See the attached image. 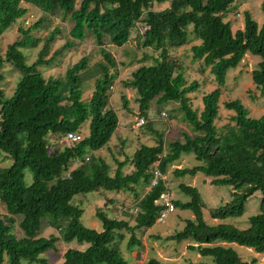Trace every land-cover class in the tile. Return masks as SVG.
Returning a JSON list of instances; mask_svg holds the SVG:
<instances>
[{
	"label": "trees",
	"instance_id": "obj_1",
	"mask_svg": "<svg viewBox=\"0 0 264 264\" xmlns=\"http://www.w3.org/2000/svg\"><path fill=\"white\" fill-rule=\"evenodd\" d=\"M236 1L80 0L75 9L76 0H0V37L16 20L28 17L32 7L49 16L57 10L73 21L69 38L82 41L90 33L103 61L94 65L97 76L90 98L85 101L81 74L88 68L86 57L60 78L46 80L37 70L39 65L48 66L54 60V55L48 60L43 58L57 35L56 29L45 40L37 60L26 63L22 49L39 43L30 31L39 28L41 20L26 31L19 29L21 40L9 44L4 56L0 55V72L4 63H9L20 74L10 98L5 99L0 90V152L4 153L5 160H11L9 167H0V204L7 215L21 217L18 226L22 233L17 237L11 225L13 220L9 218L6 222L0 217V264H47L43 255L54 250L59 240L87 245L83 251L68 249L62 264H130L119 244L129 235L127 249L140 246V236L136 233L158 224L156 219L164 209L159 200L167 192L164 174L182 155H192L200 164L174 169L175 177L201 173L212 178L211 185L232 189L233 201L211 209L210 219L223 221L242 216L244 203L255 193L260 195V204L257 213L247 219L246 229L227 223L209 225L203 219V202L198 190L180 184V191L189 200L170 203L173 209L190 211L192 218L185 219L183 228L164 240L177 244L190 242L188 250L202 258H211L213 264L257 263L256 258L245 260L234 248L219 243L235 244L264 256V116L250 118L242 103L232 100L223 103L224 109L233 113L229 119L231 124L221 129L215 125L227 73L237 68L247 54L258 58L251 81L264 97V24L258 26L246 12L243 28L233 32L225 16ZM154 3H168V6L153 11ZM261 11L264 13V0ZM23 20L25 24L26 19ZM137 25L144 29L137 35V42L158 55L152 58V64L140 65L120 84L135 92L143 121H148L150 102L155 100L157 107L177 103L192 135L184 133L182 141L169 143L159 136L155 145H141L129 159L132 171L126 174L123 169L127 159L116 161V168L111 172L108 163L93 154L109 143L119 122L108 105L117 70L110 53L104 49V40L121 48L129 42L131 30ZM190 39L196 42L190 47L192 62H199L202 73L209 70L215 82V88L202 95L199 112L191 108L188 95L200 85L197 81L187 83L181 63L171 54L189 44ZM71 46L67 44L66 48ZM121 101L127 108L124 96ZM86 122L88 134L84 136L80 129ZM70 132L80 134L83 139L65 145L61 151H50L49 136L65 138ZM72 163L76 167L70 169ZM154 168L161 178L151 185ZM25 170L31 174L30 184L24 180ZM141 185L151 186L139 197L137 186ZM100 190L126 192L134 198L136 214L132 225L123 219L109 218L100 209L96 212L100 232L82 224L84 211L72 203L74 197ZM44 222L59 232V236H40ZM144 264L165 263L150 258Z\"/></svg>",
	"mask_w": 264,
	"mask_h": 264
},
{
	"label": "rangeland",
	"instance_id": "obj_2",
	"mask_svg": "<svg viewBox=\"0 0 264 264\" xmlns=\"http://www.w3.org/2000/svg\"><path fill=\"white\" fill-rule=\"evenodd\" d=\"M263 0H237L226 14L225 20L231 23L233 32L237 29L243 28L244 13H249L252 19L261 26L264 24V13L261 11V4ZM80 0H76L75 9H78ZM168 3L158 5L154 3L153 11H160L165 9ZM32 18L28 25L23 24V19L16 20L0 37V55L3 57L6 48L14 41L21 40L22 34L19 29L26 31L32 27L37 21L41 20L42 24L37 29H32L30 35L38 39L39 43L35 46H29L22 49L27 64H32L37 60L38 53L42 50L45 40L49 38L52 32L56 29L57 35L53 42L48 46L44 60H48L54 55V60L50 65H39L37 70L41 73L44 79L63 77L66 70L77 63L82 57L88 59V68L81 74V81L83 87L82 99L87 101L90 98L93 89V81L97 76L94 65L103 62L100 54V48L94 43L93 37L90 33L82 41H73L69 38L68 33L73 25V21L66 16V14L55 11L53 16L44 15L35 8H30ZM144 29L137 25L130 33L129 42L121 48L112 46L107 40H104V49L110 53L113 61L116 63L117 80L112 84V90H109L108 105L115 111L118 117V127L112 135L109 143L101 150L93 152L94 156L102 157L110 166L111 172L116 168V161L127 159L128 163L124 167L123 172L128 174L132 171V166L129 164L133 153L140 148L141 145H155L159 136L165 143L174 140L182 141L183 134H190L189 125L182 120L179 105L177 103L168 102L157 107V103L150 102V107L147 112V119L153 124L148 123L144 119V124L135 127V122L140 119L138 104L135 102L136 94L131 89H125L121 86L120 81L129 79L131 73L142 64H152V58L158 55L157 52L150 48H142L137 42V35ZM72 45L66 48V45ZM196 42L190 39L186 46L172 51L171 54L176 57L177 61L182 65V72L187 83L197 81L199 89L189 94L190 106L193 110L199 112L202 109L201 97L212 91L215 88V82L210 75L209 70L204 73L200 72L199 62H192L190 47ZM55 53L56 56H55ZM146 57L145 60H142ZM258 58L252 55H245L239 66L235 69L229 70L226 76L225 85L222 88L219 100V114L215 122L217 128H222L227 124H231L230 117L232 112L227 111L223 107V103L239 100L242 105L248 110V116L253 119H258L264 116V97L255 89L251 81V72L256 69ZM2 79L0 81V90L5 99L12 96L15 86L20 79L19 72L9 63H4L1 69ZM124 96L127 100V108H124L121 97ZM88 122H86L80 129L81 135L87 136ZM50 139V151L57 149L61 151L67 145L64 137L56 135ZM11 160H5L4 153L0 152V167H9ZM200 163L194 159L192 155H182L180 160L169 166L164 174V181L167 192L164 198L169 202L181 201L187 202L189 200L179 189L180 184L195 187L201 195L203 202L202 214L203 219L209 225H216L218 223L232 224L239 229H246L248 227L247 219L257 213L260 204V195L255 193L254 196L248 198L244 203L245 211L242 216L238 218H227L223 221L212 220L209 217L211 209H217L225 204L233 201L232 189L225 185H211L212 178H208L201 173L194 176L186 175L183 178L175 177L173 175L174 169L192 168ZM154 165V164H153ZM152 165V167H153ZM76 167L72 163L69 168ZM26 184L31 183V174L25 170ZM149 186H137L139 197L144 196L149 191ZM162 198V197H161ZM72 203L83 209L81 217L82 224L89 229L101 231V224L96 218V212L100 209L109 218L123 219L133 224V217L135 213L134 198L126 192L110 193L100 190L88 194H79L74 197ZM173 209V207H172ZM171 212V213H170ZM162 223H155L153 228L145 230L144 232L136 233L141 240V245L128 250L126 242L129 235H125L124 241L120 242L119 247L123 257L128 260L130 264H144L150 258L159 260L165 264H196L203 262L204 264H213L211 258H202L196 252L187 249L190 242L175 243L173 241H165L166 236L172 235L175 231H179L184 226V220L192 218L190 211H182L174 208L171 210ZM0 217L8 222L11 218L13 223V231L17 237H21L22 233L18 226L21 217L9 216L6 214L5 208L0 204ZM39 235L48 238L50 235L58 237L59 232L50 228L46 222L43 223ZM219 245L230 246L234 248L239 255L245 260L256 258V264H264V256L254 253L251 249H247L235 244L227 245L219 243ZM87 245H78L75 241L71 243H63L57 241L55 249L46 252L43 258L47 264H62L63 254L68 249H75L83 251Z\"/></svg>",
	"mask_w": 264,
	"mask_h": 264
},
{
	"label": "built area",
	"instance_id": "obj_3",
	"mask_svg": "<svg viewBox=\"0 0 264 264\" xmlns=\"http://www.w3.org/2000/svg\"><path fill=\"white\" fill-rule=\"evenodd\" d=\"M31 18V16H29L25 23L27 24L29 19ZM143 120L142 119H139L137 120V122L135 123V126H140L143 124ZM65 141L67 143V145H72V144H76V143H79L83 138L80 134H77V133H67L66 136H65ZM158 178H161V175L159 174V172H157V170L154 168L153 169V178H152V181H151V185H155L157 183V180ZM161 204L164 205V209L160 212V215L159 217L157 218V222H163L167 213L170 212L172 210V205L171 203L169 202V200L167 198H164L162 196L161 198Z\"/></svg>",
	"mask_w": 264,
	"mask_h": 264
},
{
	"label": "clouds",
	"instance_id": "obj_4",
	"mask_svg": "<svg viewBox=\"0 0 264 264\" xmlns=\"http://www.w3.org/2000/svg\"><path fill=\"white\" fill-rule=\"evenodd\" d=\"M29 16H31V18H32V15H31V14L28 15V17H29ZM28 17H26L25 19H27ZM31 18H30V19H31ZM30 19H29V20H30ZM28 23H29V21H28ZM28 23H27V24L25 23V25H28ZM153 167H155V165H154ZM159 203H161V197H160ZM172 210H173V209H172ZM170 213H171V212H170ZM168 214H169V212L167 213L166 217L168 216ZM158 217H159V216H158ZM158 217H157V218H158ZM166 217H165V219H166ZM165 219H164V220H165ZM156 222H157V219H156ZM163 222H164V221H163ZM158 223H161V222H158Z\"/></svg>",
	"mask_w": 264,
	"mask_h": 264
}]
</instances>
